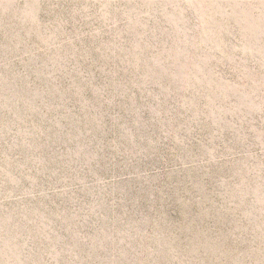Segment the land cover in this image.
<instances>
[{
    "label": "rangeland",
    "instance_id": "obj_1",
    "mask_svg": "<svg viewBox=\"0 0 264 264\" xmlns=\"http://www.w3.org/2000/svg\"><path fill=\"white\" fill-rule=\"evenodd\" d=\"M0 264H264V0H0Z\"/></svg>",
    "mask_w": 264,
    "mask_h": 264
}]
</instances>
